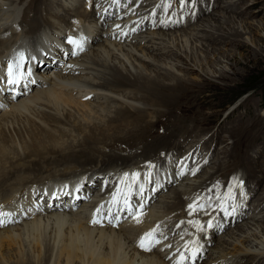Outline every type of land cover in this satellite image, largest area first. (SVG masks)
I'll use <instances>...</instances> for the list:
<instances>
[{"label": "bare ground", "instance_id": "obj_1", "mask_svg": "<svg viewBox=\"0 0 264 264\" xmlns=\"http://www.w3.org/2000/svg\"><path fill=\"white\" fill-rule=\"evenodd\" d=\"M8 1L12 2V0H0L1 17L4 13L6 17L8 16L6 13L8 11L4 10V7L12 4L11 2L8 4ZM68 1L74 6L68 8L61 19L54 14L57 10L53 6V0L51 5L49 0H32L27 11H32L33 15L28 17L26 14L24 17V24L29 30H32L29 27L39 29L36 24L40 23H34L35 20H40L43 24L55 17L59 24L49 21L50 25L47 24L38 37L29 40H26L24 31L18 32L12 26L8 27L10 35L3 36L2 33L5 31L3 25L7 19L0 22V209L9 208L10 215L16 218L14 223L0 227V264L12 262L13 264H171L170 256L152 251L143 253V250L137 251L134 248L128 235L134 234L136 227L119 226L117 229L111 224L104 227L90 225L86 219L90 214H84L88 212L84 207L87 203L81 206V210L80 206L73 210L75 202H68L71 196L61 191L59 183L64 182V178L76 174L65 173L72 164L84 166L96 162L99 159L96 154H103L99 151L100 144L122 141L123 136L133 131L126 128L132 124L133 119H141L143 122L144 119L149 120L151 114L148 113L153 108L145 111L144 106L159 108L162 105L176 104L182 96H186V88L180 89V86H185L184 78L172 71L174 66L164 68L165 65L153 69L150 62L155 65L158 58L160 60L167 58L163 55L175 54L171 52L172 46L182 43L185 47L191 38L185 32L178 35L175 34L176 30H169V32L156 31L160 43L147 39L142 45L140 40L132 44L119 42L109 36L103 37L102 33L97 34L95 25L97 18L92 12L83 10L81 0ZM43 7L50 8L45 11ZM42 9L48 14V18L45 19L42 15ZM74 16L86 22H84L88 26L86 37L89 41L83 50L72 52L67 57V61L62 60L63 67L65 62L73 63L66 74L58 75L57 80L49 79L50 73L59 67L58 61H53L51 57L58 56L59 60L63 59L59 54L64 46L60 36L67 27L71 26ZM223 18L226 23L234 24L231 18L226 19V16ZM208 19L205 18L204 21L196 24L199 26L203 23L201 26L213 28V30L209 29L211 32L207 30L203 36L219 40L226 38L225 35L220 37L214 26H205L204 22ZM219 27L220 25L216 29ZM232 29L234 30V27ZM234 33L236 36L240 34L238 30ZM22 35L26 44L18 47L16 53L18 50L22 52V49L24 53H18V64L11 63V66L12 69L18 67L25 70L28 78L21 79V87L16 88L13 83L8 82L4 70L12 61L9 55L12 52L11 46ZM162 50L166 51L161 52ZM157 53L162 57L157 56ZM115 60L119 61L123 68L118 66ZM40 61L43 63L39 64ZM38 67L41 71L37 75L39 74L42 80H39V76L30 75L33 68L39 69ZM71 70L81 73L82 76L73 75ZM34 81L35 86L32 87L31 83ZM120 87L129 88V91L120 92L117 90ZM180 90L183 92L177 95V91ZM19 91L21 94L17 95ZM91 91H98L97 99L82 100L83 96ZM109 101L114 105L109 106L111 104H107ZM140 113H145V117L141 118ZM170 118L169 116L164 119L168 126L172 122ZM141 124L143 126V123ZM238 126L243 127L242 124ZM134 128L132 138L144 139L150 132L148 127L140 128L134 125ZM164 143L166 142L159 144L149 140L143 147V152L146 153L152 147ZM118 158L120 157L116 154H106V160L112 161ZM76 167L78 169V166ZM89 176L91 177L92 174ZM233 187H236V183H232L231 189ZM86 188L87 186L78 184L73 194L86 192ZM176 193L175 188L169 191V194ZM10 200L13 201L12 206ZM240 200L238 196L235 197L233 203L235 210ZM206 201L203 202V198L199 197L195 202L197 206L192 209H179L181 206L171 208L164 200V209H169L166 211L171 222L178 217L182 221L199 223L211 217L212 211L218 217L208 219L209 223L220 224L223 220L226 222L227 215L219 212L223 201L217 198L214 199V204H210V200ZM230 211L228 210L227 213ZM133 224L136 226L137 221L134 220ZM244 224L245 231L242 233L246 234L247 238L258 241L257 245L264 248V233H261V237L254 234L257 232L256 229L254 233L249 232L253 230V226L249 225H257V223ZM151 227V223L148 222V229L150 230ZM234 229L230 232L229 238L223 237L226 239L225 242L221 243V240H217L218 253L248 254L250 249L237 242V237L234 236L236 229ZM185 243L186 241L182 242L183 245ZM189 244L195 250L201 246L198 240L190 241ZM237 244L241 247L236 248ZM224 245L225 249L222 248ZM9 247H12V250L4 252ZM178 252L176 250L175 255ZM173 258L176 262L184 261L178 256ZM219 258L222 261L228 260L226 256L217 255L207 259L204 264Z\"/></svg>", "mask_w": 264, "mask_h": 264}, {"label": "rangeland", "instance_id": "obj_2", "mask_svg": "<svg viewBox=\"0 0 264 264\" xmlns=\"http://www.w3.org/2000/svg\"><path fill=\"white\" fill-rule=\"evenodd\" d=\"M31 1L32 0H26L23 2V5L20 6V15H23V19H25L24 17L26 14L28 17L33 15L32 11H27ZM9 2L11 1H8V4H10ZM15 2L19 4L21 0H16ZM49 2L51 4V0H49ZM56 3L62 4L57 5ZM70 5L68 0H53V6L57 10L54 13L55 16H57V18L61 17L62 19V15L65 14V11L74 6V4ZM49 8L50 7H43L45 11ZM222 14L226 16V19L231 18L234 24L230 22L226 23L223 16H221ZM205 18H209L204 22L206 27L214 26V30H217V34L219 33V36L225 35L226 38L219 40L203 36L207 30L208 32H211L209 29L213 30V28L201 26L203 23L196 26L200 21H204ZM49 21H53L57 25L59 24V21L56 22L55 17L51 18ZM49 21L46 24H49ZM34 23H40L36 24L39 28L42 21L35 20ZM196 24L185 29L176 30L175 34L185 32L187 36L191 38V41H187V46L183 47L182 43H176V47H174L175 45L172 46L173 50H171V52H175V54L170 53L168 55H163L164 58H167L161 60L158 58V62H156L155 65L150 62L153 69H156L158 66L164 67L166 65L164 68L174 66V70L172 71L184 78L186 84L184 83V87L180 86V89L183 90L186 88V96H182L183 98L181 97L176 104L162 105L159 107L160 109L156 106H144V109H146L145 111L152 110L153 108V110L148 113L151 114V118L148 117L150 118L149 120L144 119V122L141 119H137L138 121L133 119L131 121L133 127L132 124L126 127L133 129L131 132L132 134L130 133L125 135L126 137H123L130 140V138L134 136V125L140 128L148 127V129H151L155 125L157 127L158 123L162 122V124L165 123L164 125L167 129H187L189 120L186 122L184 121L185 114L191 113L190 122L199 124L195 125L192 131L207 130L206 132L209 140L217 141L220 145L218 149V158L224 162L228 171L236 167L244 172L247 183L250 185L253 192L249 200L251 203V210L247 217L224 232V235L219 240H221V243L225 242L226 239L223 237L229 238L230 232L237 227L235 228L236 230L234 229L236 231L234 232V236L235 238L237 237V242L239 244L241 242V245H245V247L247 246V248L250 249L248 254H245L242 259H237V264H264V251H262L264 248L257 245L258 241H253L251 240L252 238H247V235L242 233L245 231L243 230L244 223L254 222L257 223V225H249L253 226V230H249V232L254 233V229H256L257 232L254 234L261 237L264 233V230H262L264 227V0H217L210 14H204ZM218 24L220 27L216 29L217 26H219ZM232 27H234V30ZM29 28L32 29L30 32L38 31L32 27ZM235 30L240 32L239 36L235 35ZM162 31L169 32V30ZM40 34L41 33L36 37ZM97 34L99 35L98 32ZM149 34L154 35L152 39L154 43H160L156 31H150ZM88 49H90V47ZM161 52H163V50ZM157 56L160 55L157 53ZM115 62H118L117 65L120 66L119 61L115 60ZM120 67L123 68L122 66ZM39 71H41L40 68H35L33 74L39 76V74L37 75ZM78 76H82L81 73H79L77 77ZM40 78L39 76V80H42V78ZM114 90L127 92L129 88L122 90L117 88V90ZM181 90L177 91L178 93L176 94L180 95V92H183ZM150 101L151 99L149 102ZM110 103L109 101L107 104ZM111 105H114V103H111L109 106ZM172 108H176L179 112L176 113V111H173L171 113ZM145 115V113H140L139 116L144 118ZM163 115L166 117L165 119L169 118V116L171 117L170 119L172 122L170 126L166 124L165 120L160 118ZM141 123H143V126ZM239 124H242L243 127L238 126ZM154 134L156 133L154 132ZM150 140L152 142H159V144L167 142L165 136L158 134L156 138H150ZM99 155L100 154L97 153L96 157L101 159V161L105 160L106 157L102 158V156ZM116 156L120 157L119 155ZM93 164H95V162L90 165L87 164L88 166L86 164L84 166H78V169L72 164L73 168L71 166L68 168L67 172L72 171V169L79 170V168L82 170V167L83 170H85L92 167ZM209 167L210 165L207 166V168ZM243 236H245V238ZM228 243L230 244V241H228ZM239 247L241 246H236V248ZM217 248L218 245L213 249L218 251ZM222 248L225 249L226 246L224 245ZM9 249L12 250V247L7 248L4 252ZM258 250L261 252H257ZM11 264H13V262Z\"/></svg>", "mask_w": 264, "mask_h": 264}, {"label": "snow or ice", "instance_id": "obj_3", "mask_svg": "<svg viewBox=\"0 0 264 264\" xmlns=\"http://www.w3.org/2000/svg\"><path fill=\"white\" fill-rule=\"evenodd\" d=\"M68 43L74 45L76 48H79L80 50H83L81 42L77 39L69 37ZM73 54H75V53H73ZM21 57H23V54H21ZM8 75H9V81H8L9 83H16L17 82L13 78V70H12L11 65H9ZM189 207L192 208V205H190ZM4 215H7V213H0V216H4ZM93 222L95 223L96 221H93ZM2 223H3V221L0 220V224H2ZM211 226H212L211 223H209V227H211ZM140 246L142 248L145 247L143 240L141 241ZM145 250H150V249H145ZM193 255H195V253H193Z\"/></svg>", "mask_w": 264, "mask_h": 264}]
</instances>
